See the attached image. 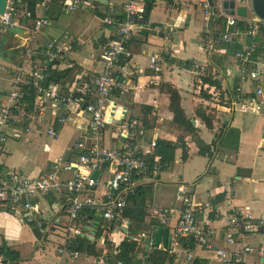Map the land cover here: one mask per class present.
Returning a JSON list of instances; mask_svg holds the SVG:
<instances>
[{
    "label": "built area",
    "instance_id": "built-area-1",
    "mask_svg": "<svg viewBox=\"0 0 264 264\" xmlns=\"http://www.w3.org/2000/svg\"><path fill=\"white\" fill-rule=\"evenodd\" d=\"M253 0H199L198 6L204 11V38L199 47L208 51H224L231 57L225 66L238 68L241 84L231 88L229 100L232 110L243 114H261L264 111V21L257 18V22L249 15L253 12ZM16 0H8L6 11L0 15V33L4 34L22 24L34 28L35 37L42 33L49 25L47 13L54 6L55 0H40L35 12L24 7L23 12L15 6ZM234 4V8L231 4ZM27 5V4H26ZM85 0H64L61 3V12L74 14L83 8ZM245 7L247 17L239 16L238 10ZM234 10L231 15L229 11ZM146 11L145 0H128L124 6V15L121 20L113 21L106 15L104 21L114 24L112 37L102 45L101 60L104 65L102 71L92 70L88 73V82L84 95L72 99L70 95L61 92L62 80H50L49 71L65 70L73 64L70 56L69 40L60 41L48 39L38 48L27 47L30 56L45 64H39L40 70L29 74L19 72L16 74L11 86L0 89V147L8 142L20 140L30 142L34 134L45 133L48 136H57L56 128L65 125L71 117L81 118L84 111L90 114L87 128L78 127V139L74 151L80 150V155L72 160L66 153L62 159L48 167L47 171L38 179H33L22 172L14 171L7 181L0 182V208H8L15 217L20 219V206L25 213L23 223L36 224L39 229H57L55 222H65L67 231H74L79 217L85 210H91L101 215V219L108 223L119 225L112 233V241L118 240L116 230L127 223L123 218V211L127 206V195L138 186L148 189L149 178H159L160 166L152 163L150 156L154 154L157 146L156 139L150 143V150L145 151L142 139L148 128L138 119H129L116 128L122 145L118 148L110 147L105 143V133L111 129L109 120L108 102L111 96L122 87L120 76L129 73L127 61L132 52L133 31L140 19L144 18ZM255 15V14H254ZM255 17H257L255 15ZM223 19V26L215 27V20ZM246 22L247 28L241 29L240 22ZM218 30H221L218 33ZM237 43L242 48L234 51ZM161 53L149 57V67L156 73H162L168 62ZM233 61V65H232ZM191 73L200 78L204 75L207 66L198 59L190 60ZM125 66H124V65ZM20 68V67H19ZM48 69L47 72H44ZM50 69V70H49ZM201 82V81H200ZM20 84L33 85L36 90V109L27 112L20 98ZM76 100L78 102H76ZM87 103L84 110L82 105ZM50 109V111H49ZM51 109L53 114L50 116ZM152 112V116H156ZM80 122V120H79ZM78 122V124H79ZM74 151L72 154H74ZM158 159L156 160V162ZM177 164L171 167L172 182L178 183V192L183 199V206L177 223L179 237H193L199 245L214 253L221 264H247L249 256L264 258V249H255L248 239L252 234L258 233L264 225L262 218H256L251 212H240L241 220L232 225L229 231H218L204 224L198 219L199 208L211 210L212 201L203 204L195 203L187 196L185 186L180 182L181 173ZM108 170L109 181L103 182L100 175L93 178L96 170ZM102 174V173H101ZM259 182V180H257ZM99 186H106V192L95 195ZM54 192H61L66 196L67 213L64 216H53L50 222L44 219L40 206L43 199ZM63 192V193H62ZM146 206L149 207L146 203ZM156 214L163 225L167 224L170 209H158ZM43 218V219H42ZM45 221V222H44ZM49 226L45 227V223ZM78 236H87L93 239L89 231H76ZM218 239L224 240L225 245L218 244ZM66 242H61L57 251L61 254V264H113L103 260L94 259L81 262V253L69 248ZM238 245H241L239 247ZM191 252V251H189ZM193 260V255H188ZM124 264V263H118Z\"/></svg>",
    "mask_w": 264,
    "mask_h": 264
},
{
    "label": "crops",
    "instance_id": "crops-1",
    "mask_svg": "<svg viewBox=\"0 0 264 264\" xmlns=\"http://www.w3.org/2000/svg\"><path fill=\"white\" fill-rule=\"evenodd\" d=\"M63 1L64 0H55L54 6L47 13L49 28L46 29V32L50 39H54L55 37L56 39H60V41H70L69 50L73 64L66 68V72H70L71 74L67 84L64 85V81L62 80L61 92L70 95L72 99H77L84 95L85 90L89 85L87 78L88 73L92 70L102 71L104 69L101 60L102 45L112 37L114 30V24L106 23L104 21L105 16L110 15V18L113 21L121 20L124 15V6L128 0L85 1V5L81 11L77 13L96 11L100 13L102 19V25L101 28H99V31L91 34L88 47L85 45V42L81 41V32L75 30L61 32L59 30L57 22L60 21L61 16L73 15L61 12L60 5ZM151 1H154V3L156 2V0ZM168 1L172 2V6H177L180 3V0ZM145 3L148 5L147 0H145ZM140 20L139 22H142V19ZM139 22L136 24L133 34H137L141 28L142 25ZM20 28L22 29L21 33L10 38V42H20L21 45H26L28 48H38L47 40L35 37L34 28L22 24L21 15ZM51 28H54V30L50 31ZM153 29L154 26L151 29V33L157 35L156 32H152ZM189 29V23H179L176 18L171 16L167 22L159 26L158 30L163 33V36L157 39L152 47L146 46L144 42H137L136 38L132 37V55L130 60L127 61L129 73L126 76H120V73H118L122 87L111 96L108 102L111 129L105 133V143L110 147H120L122 143L120 136L116 132L117 126L129 119L141 120L147 107L156 110L158 115L155 117L156 119L153 128L148 129L147 134L142 139L145 151L150 150V143L153 139L162 138L176 141L177 127L173 122L174 114L170 109V95L168 93V88L170 86L173 87L176 92L180 93L183 106L191 110L189 114L186 113L188 114L187 116L196 118V126L202 130L204 138L206 136L204 133L209 136L208 139L205 138L209 143H211L215 137V134L214 137L212 136L213 132H219L218 124L220 118L219 116L216 118L215 115L223 114L226 111L224 114L225 116L228 115L230 120L226 118L223 122H227L229 127H235L241 131L240 151L237 152L231 149L221 148L220 142L216 146L213 158L209 160L200 155L197 156L198 148L192 143L190 144V160L186 164H179L177 166L178 171L181 173L180 182L185 186L187 196H189L195 203L203 204L209 200L213 202L211 210L199 208L197 212L198 219L202 220L206 226L213 228L220 233L223 231H229L236 220L237 222L241 220V218L238 217L240 212H243L244 214L252 212L256 218H262L264 220V111L258 115L243 114L239 112L240 114L237 118V112L231 108L229 96L234 74H238L239 70L235 68L230 69L215 66V71L220 72L219 74L224 79L225 88L227 90V99L224 102V105H218V112L212 111L216 118L215 122L217 128L210 130L202 119L195 117L193 114L194 107L199 102V99L198 97H191L189 93L190 80L195 77L191 73L189 63L191 59H198L202 63L213 65V58L210 57V53L207 54L205 51L202 52L200 50V55H193V49L195 48L193 47L191 49L183 44L181 50L176 49L177 37L180 36L181 43L184 39V37L180 35V32L186 33ZM201 32L202 30L198 36L199 40L203 36L204 31L203 33ZM58 36L61 37L59 38ZM0 37L2 39L3 34L0 33ZM189 39V36H186L187 42ZM7 42H4V46L1 48H5ZM184 42L186 43V41ZM160 51L168 53L171 58L166 63L167 66H164V71L159 74L149 67L148 59L152 55L161 53ZM0 61L11 64L8 60L1 58ZM43 63L45 64V62H40L39 60L32 58L27 51L26 54H23L20 57V72L29 74L36 71L38 68L41 69L39 64ZM11 71L13 70H10V72ZM10 72L9 76L3 81V85L0 89H6V87L11 84H9V80L14 72H11V74ZM200 85L203 86V83H200ZM204 88L207 89L208 85H205ZM214 92L215 89L212 87L210 93L214 94ZM76 102L78 101L76 100ZM84 106L85 105L83 104V109ZM222 108H224V110H222ZM52 114L53 109H51L50 116ZM80 114L82 115L80 119L79 117H71L65 125L58 126L56 128L57 136H48L45 133L34 134L30 142H24L22 140H20V142L11 141L0 148V182L7 181L11 173L14 171H19L33 179H38L48 170L47 168L51 154L55 153L60 159H62L66 153H70L72 149H75V143L79 135L78 127L82 126L83 129H86L90 117L88 111H84ZM151 117H153L152 114ZM72 120L76 122L77 128L70 139L69 145L66 148H64V143L57 145L56 147L53 146L61 133L70 130L68 128V123ZM165 129L167 131L166 134L163 133ZM161 133L163 134L161 135ZM44 140H46L45 142L49 145L44 152L40 150L41 147L39 148V155L35 158L34 162H32L34 165V175L30 176L24 171L26 168L30 167L29 163H27V158H25L23 152L16 150V145L36 142L39 147L41 142L43 144ZM25 151L28 153L32 150ZM75 152L78 153V151H74V154ZM222 153L224 154L222 155ZM222 158V163L228 164L232 168L225 169L223 179H218L215 163L218 159ZM192 167L196 168L192 170ZM108 170L109 169L105 170L101 174V180L106 183L109 181ZM172 176L171 170H167L160 172L159 178H149L147 180L148 189L145 191V197L146 203L149 206V211L153 216H157L156 214L160 215L157 212L158 209H170V212L173 213L168 214L167 216V224L164 225L167 226L165 230L156 228L157 231L155 232V235L149 228L140 232L138 236L139 238L141 237L139 239L140 246L143 248L145 245H149L146 242L147 237L154 240L155 236H157V238L160 239V244H157V246L153 241L150 245L157 246L162 250L175 255V260L172 264H193V261L196 259L203 261V264H221L213 252H209L198 245L192 249L185 248L183 243L179 241L176 226L180 210L183 206V199L178 196L180 195L178 192V183L172 182ZM259 178L260 183L257 182ZM106 190V186H99L94 194L101 196ZM66 204V196L64 193H51L44 198L42 213L46 218H49L50 216L58 214L64 210L63 207H66ZM53 209H57V211L52 213ZM214 211H216L215 214ZM17 212L20 213V210ZM154 212L156 214H154ZM259 213H261V215H259ZM94 215L87 217L85 224L82 223L81 225L82 229L85 228V230H88L90 227L96 228L99 226V222L97 219H94ZM147 227L148 226H146V228ZM50 231L51 228L44 231L46 236L48 233L50 234ZM146 231H150L151 233H147ZM66 234L65 231L58 230L56 233L53 232V235H48L49 237L47 239L60 242L63 235ZM67 237H70V234L67 235ZM163 237L168 240L167 243H165L166 245L162 244ZM3 241H6L10 246L17 247L20 250V219L14 216L11 206L8 208H0V246ZM100 242L102 243L103 241ZM248 242L255 249H264V225H262L261 230L258 233L251 235ZM217 243L224 246L226 242L218 239ZM56 245L57 244H55V246ZM238 246L241 247V245ZM54 249L53 255L51 253L49 256L43 255L44 259L42 258L41 264H61V258L55 254L56 250ZM146 249L149 251V246H147ZM190 253L193 255V260H189L188 258ZM32 255L33 259L40 256V254L36 256L34 253ZM137 257L140 258L142 264H144L146 258L144 251H139ZM0 264H2L1 257ZM24 264H26V262ZM247 264H264V258L251 255L247 259Z\"/></svg>",
    "mask_w": 264,
    "mask_h": 264
},
{
    "label": "trees",
    "instance_id": "trees-1",
    "mask_svg": "<svg viewBox=\"0 0 264 264\" xmlns=\"http://www.w3.org/2000/svg\"><path fill=\"white\" fill-rule=\"evenodd\" d=\"M101 1V0H100ZM40 0H16L15 6L20 8L23 12V8L27 6V10L35 12V9ZM27 4V5H26ZM147 4L150 5V15L154 8V1L147 0ZM149 15V17H150ZM147 18V21L149 20ZM48 18V17H47ZM223 19L218 18L215 20V27L221 26V29L225 30L223 26ZM241 29L247 28L246 22H240ZM204 31V30H203ZM221 30H218L220 33ZM264 47V44H262ZM241 44L237 43L233 46L234 51L241 49ZM167 60H170V55L162 51ZM219 51L214 53L213 65L207 67L205 73L200 78L196 77V85L201 87L200 98L203 101L197 104L195 108V117L202 119L210 130H214L216 127V118L212 113V108L218 110V105H224L227 97V90L225 88L224 79L220 76L219 71H215V66H221L232 69L233 66H225V62L230 59V55L226 52ZM226 53V54H224ZM191 69V66H189ZM40 70V68L36 69ZM45 69L44 72H47ZM50 70V69H49ZM70 72L65 70L49 71L50 80H63L64 85L67 84L70 78ZM201 81V82H200ZM203 83V86L200 85ZM241 84V76H236L233 79L232 88H236ZM208 85L205 89L204 86ZM215 89L214 94L210 93L211 88ZM36 90L33 85L20 84V98L24 103V110L27 112H33L36 109ZM171 104L170 109L174 114L173 122L177 127L176 141L157 138V146L154 154L150 156L152 163H158L160 166V172L171 170L173 164H186L191 158L190 144H195L198 148V155L211 160L214 156L216 146L221 142V148H227L234 151H240V138L241 131L235 127H229L227 122L218 124L219 132L215 133V137L211 143H209L202 135V130L194 125L193 121L196 118L187 117L185 110L182 107V98L178 92L171 88ZM216 104L217 106H211ZM152 108L147 107L141 120L147 126L148 129H152L155 119L151 117ZM158 161L156 162V160ZM216 202V201H215ZM216 211H214L215 214ZM91 210H85L83 215L86 217L91 216ZM239 215V214H238ZM240 217V215L238 216ZM123 218L127 222H130V227L124 239L118 244L112 241V231L117 228L114 223H108L103 220L102 225L97 228L94 239L87 236H71L68 239V246L81 253V262L94 259L98 262L103 260L110 261L113 264H142L137 260L139 251H144L146 256L144 264H172L175 260V255L168 251L154 245H145L143 248L140 246L138 234L135 232L134 225H145L152 230L155 235L156 228L165 230L167 226H164L158 216H153L146 206L145 188L138 186L127 195V206L123 211ZM43 219V218H42ZM45 222V221H44ZM49 226L45 223V227ZM53 227L52 230L55 228ZM36 236L42 242H45L48 235L46 233L34 229ZM100 241H103L102 243ZM179 241L183 243L185 248H195L199 243L193 237L181 238ZM149 246V251H147ZM204 249V248H203ZM206 250V249H205ZM209 251V250H207ZM210 252V251H209ZM0 257L2 264H24L27 261L33 259V255L24 256L17 247L10 246L6 241H3L0 246ZM203 261L196 259L193 264H203Z\"/></svg>",
    "mask_w": 264,
    "mask_h": 264
},
{
    "label": "rangeland",
    "instance_id": "rangeland-1",
    "mask_svg": "<svg viewBox=\"0 0 264 264\" xmlns=\"http://www.w3.org/2000/svg\"><path fill=\"white\" fill-rule=\"evenodd\" d=\"M85 1L87 2L88 0H85ZM98 1H100V0H98ZM171 3L172 2H169L168 0H156V2L154 3V8H153L151 15L149 17V20H148V22L154 26V29L152 30V32H156L158 35H160V33H162V32H160V30H158L159 26L161 24H164L165 22H167L171 16L176 18L179 21V23H182V22L189 23L190 29L187 30L186 33L180 32V35L182 37H184L182 43L180 41V36L177 37L176 49L181 50L183 45L188 46L191 49L194 47L195 49H193V55H196V54L200 55L199 50L202 52L204 51L199 47V43L202 41V39L204 37L203 30L205 29V26H204L205 23H204V11L202 10L201 7L198 6L199 0H180V3L177 6H172ZM100 11H102V10H100ZM249 16L252 17L255 22H257V17H255L254 14L251 13ZM57 25H58V28L61 32H69L71 30L81 32V41L85 42V45L88 47L90 44L89 38H90L91 34L99 31V28H101V25H102V19H101L100 13H98L96 11H86V12L84 11V12L73 14V15H62L60 21L57 22ZM47 28H49V25H47L43 28L42 33L39 34L38 37L43 38V39H47V40L50 39V38H48V33L46 32ZM53 30H54V28H51L50 31H53ZM201 30H202L201 33H203V36L199 40L198 36L200 35ZM137 34H133V37H136ZM61 36H62V34H61ZM61 36H58V37L60 38ZM186 36H189V38H190L188 40V42L186 40ZM164 37H165V35H164ZM54 39H56V38L54 37ZM56 40H60V39H56ZM184 41H186V43ZM192 44H193V46H192ZM209 51H210L209 52L210 57L213 56L215 52L211 51V50H209ZM205 52L208 54V51H205ZM217 52H219V51H216V53ZM190 64L191 63H189V65ZM205 65L207 67L209 66V64H205ZM232 65H233V61H232ZM166 66H167V64H166ZM234 68L238 70V68L235 67V63H234L233 69ZM10 70H13L11 72H14V74L10 78L9 84L12 83L16 74L20 72V68L13 65V64H8L6 62L0 61V87L3 85V81H5V79L9 76ZM11 72H10V74H11ZM195 80H197L195 77H193L190 80V83H189L190 91H189V93H190L191 97H198L199 102L197 104H199L203 101V99L200 98L201 88L199 87V85H196ZM10 86H11V84L6 88H9ZM171 88H173V87L170 86L168 88V91H169L168 93L170 95V104H171V94H172ZM186 99H188V98H186ZM186 104H188V103H186ZM197 104H196V106H197ZM196 106L194 107V112H193L194 115H195ZM211 106L215 107L217 105L211 104ZM182 107L184 110L186 109L185 113H188V114L190 113L191 110L189 108L183 106V104H182ZM212 109H213L212 111H217V110H215V108H212ZM152 112H155L158 115L156 110L153 109ZM224 113H226V111ZM224 113L215 115L216 118H218V116H219L220 123H223V121L226 118L230 120V117L228 115L225 116ZM188 114H186V115H188ZM239 114L240 113L237 112V114H236L237 118H238ZM155 117L156 116H153L152 118H155ZM187 117H190V116H187ZM166 132L167 131L165 129L163 133L166 134ZM216 132L217 131L213 132V134H212L213 137H214V134ZM163 133H161V135ZM204 134L206 135L205 138L208 139L209 136L206 133H204ZM45 141L46 140L43 141V144L41 142V145L39 147H38L36 142H32L30 144L16 145L17 146L16 150L19 152H23L25 154L24 156H25V158H27V163H29V165H30L29 168H26L24 170L26 174H28L30 176L34 175V165L32 164V162H34L35 158L38 157L39 148L41 147L40 150L44 152V150L49 145ZM25 150H32V151H29L27 153ZM223 154L224 153H222V155ZM196 155H197V153H196ZM197 156H199V155H197ZM222 160H223V158L218 159L215 163V166L217 167L216 170H217V174H218V179H223L225 169L232 168L228 164H223ZM194 168H196V167H192V170ZM232 177H234V176H232ZM258 183H260V178H259ZM43 204H44V199L40 204L41 208H43L42 207ZM50 207H52V206H50ZM58 209H59V207H58ZM63 209L64 210H62L60 213L54 214V215L50 216L49 218H46L44 216V214H43V216L47 222H50V220H52L53 216L55 217L58 215H62L65 217V215L67 213V209H66V207H63ZM56 211H57V209H53L52 213H54ZM94 214H95V212L93 213V215ZM93 215L91 214V216H93ZM259 215H261V213H259ZM89 216L90 215H88L87 217H89ZM87 217L82 214L78 219V222L75 226V230L69 231V232L66 229L65 222H62V223L55 222L57 229L56 230L51 229L49 235H53V232L56 233L58 230H62L63 232L65 231L67 234L63 235V238L61 239L60 242L55 241V240L51 241L49 239H47L45 242H42V240H39L38 237L36 236L34 229L36 228L39 231H42L43 233L46 230L37 228L36 224H34V223H31V224L28 223V224H23V225L20 224V238H21L20 250H21L22 254L26 255V256L32 255L33 253L36 256L38 254H40V256H38L36 259H32L31 261H27L26 264H41L43 255L49 256L50 253L53 255V249L54 248H55L54 250H56V253H55V251H54V253L57 254L59 256V258H61V254L57 251V247L59 245H61V242H66L67 243L66 245L68 246V239L71 236H78V235H76V231H78V230L82 231V232L89 231L90 233L94 234L93 235V239H94L97 228H99L102 225L103 221L101 219V215L95 214L94 219L98 220L99 226L96 228L90 227V229L85 230V228L82 229L81 225H82V223L85 224ZM24 218H25V213L23 212V209L20 206V222L21 223H23ZM116 226L118 227L119 225H116ZM121 228L122 227H120V229L116 230V233H115V235L117 236L116 238L118 240L120 239V241H117L118 244L124 239V236H125V233L121 230ZM115 229L112 231V233L115 231ZM134 229H135V232L138 234L137 236H139V233L142 232L143 230H147L148 227L146 228L145 225H134ZM146 232L151 233L150 231L149 232L146 231ZM69 234H70V237H67V235H69ZM141 241H143V240H141ZM158 241H160V239H158ZM55 244H57V245L55 246ZM142 244H143V242H142ZM69 248H71V247H69ZM137 260L139 262L141 261L140 258H138V257H137Z\"/></svg>",
    "mask_w": 264,
    "mask_h": 264
},
{
    "label": "water",
    "instance_id": "water-1",
    "mask_svg": "<svg viewBox=\"0 0 264 264\" xmlns=\"http://www.w3.org/2000/svg\"><path fill=\"white\" fill-rule=\"evenodd\" d=\"M209 1L212 4V0H209ZM252 2H253L254 14L257 16V18L259 20L264 21V0H253ZM7 4H8V0H0V15H3L5 13ZM231 7L234 8L233 3L231 4ZM229 13L231 15L235 14L234 10L229 11ZM237 14L243 18H246L247 17V9L245 7L240 8L238 10ZM149 15H150V5H146V11L144 14V18L142 19V22H139L142 26L139 29L138 34L135 38H136L137 42H144V44H146V46L152 47L154 42L163 36V33H160V35H158V34L154 35L151 33V29L153 28V25H150L147 21V18L149 17ZM21 31H22V29L20 27H16L14 29H11L10 31L3 34V37L1 40L3 42H7L10 40V38H13L14 36L20 34ZM26 53H27V46L25 45V53L24 54H26ZM0 58L4 59V60H8L11 64H13L17 67H20V57L18 58V60H13L12 58H5L3 49L1 47H0ZM86 108H87V103L84 106V109H86ZM222 110H224V108H222ZM193 123H194V125H197L196 120H194ZM68 126H69L68 128L70 130L61 133L59 138L56 140V142L53 146L56 147L57 145L64 143L65 144L64 148H66L69 145L70 139H71L73 133L75 132V129L77 128V124L74 120H72L71 122L68 123ZM73 151L74 150L72 149L70 151L69 156H68L72 160L76 159L75 154H72ZM78 153L80 154V150H78ZM59 159L60 158L58 157L57 154H55V153L51 154L48 167H50L52 164H55ZM101 173L102 172L100 170H96L93 173V178L97 179L101 175ZM129 227H130V222H127L125 225L122 226L121 230L126 234L128 232ZM45 237H46V234H45ZM153 241L156 245L160 244V241H158L157 236H155L154 240H152L150 237L146 238V242L149 245ZM167 241L168 240H166L165 237L162 238V244L166 245L165 243H167Z\"/></svg>",
    "mask_w": 264,
    "mask_h": 264
},
{
    "label": "flooded vegetation",
    "instance_id": "flooded-vegetation-1",
    "mask_svg": "<svg viewBox=\"0 0 264 264\" xmlns=\"http://www.w3.org/2000/svg\"><path fill=\"white\" fill-rule=\"evenodd\" d=\"M4 46V42L0 37V47ZM5 58H12L13 60H18L25 53V45H21L20 42H7L5 48H2ZM80 154L75 152L76 158Z\"/></svg>",
    "mask_w": 264,
    "mask_h": 264
},
{
    "label": "bare ground",
    "instance_id": "bare-ground-1",
    "mask_svg": "<svg viewBox=\"0 0 264 264\" xmlns=\"http://www.w3.org/2000/svg\"><path fill=\"white\" fill-rule=\"evenodd\" d=\"M65 264H70V263H68V262H65Z\"/></svg>",
    "mask_w": 264,
    "mask_h": 264
}]
</instances>
